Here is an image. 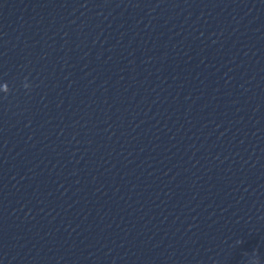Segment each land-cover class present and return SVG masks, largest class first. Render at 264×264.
<instances>
[{
	"label": "water",
	"instance_id": "water-1",
	"mask_svg": "<svg viewBox=\"0 0 264 264\" xmlns=\"http://www.w3.org/2000/svg\"><path fill=\"white\" fill-rule=\"evenodd\" d=\"M0 264H264V0H0Z\"/></svg>",
	"mask_w": 264,
	"mask_h": 264
}]
</instances>
